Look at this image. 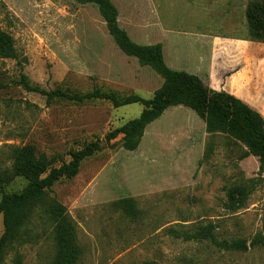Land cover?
<instances>
[{
    "label": "rangeland",
    "instance_id": "rangeland-1",
    "mask_svg": "<svg viewBox=\"0 0 264 264\" xmlns=\"http://www.w3.org/2000/svg\"><path fill=\"white\" fill-rule=\"evenodd\" d=\"M112 1L135 42H161L168 66L242 98L264 116V40L251 39L247 21L249 3L264 0ZM0 26L19 54L0 57V171L12 166L16 146L34 145L59 166L87 143L102 144L45 200L63 204L74 221L78 264H264V171L244 144L207 132L205 121L181 104L167 108L145 128L137 149L127 150L122 135L110 143L105 135L139 117L141 103L48 104L19 83L24 73L48 90L153 96L162 76L118 47L95 3L0 0ZM26 184L16 176L4 191L20 192ZM128 197L137 214L116 204ZM44 207L37 206L6 264H14L17 252L23 264H52L53 222ZM3 230L0 213V235Z\"/></svg>",
    "mask_w": 264,
    "mask_h": 264
},
{
    "label": "trees",
    "instance_id": "trees-1",
    "mask_svg": "<svg viewBox=\"0 0 264 264\" xmlns=\"http://www.w3.org/2000/svg\"><path fill=\"white\" fill-rule=\"evenodd\" d=\"M95 3L106 21L109 33L118 47L127 55L135 56L142 65L151 66L163 78L162 85L150 98L138 94L120 95L114 90L94 88L78 92L69 88L45 89L33 84L28 76L21 74L19 83L27 90L39 92L48 104L63 100L83 103L95 99L110 101L113 106L139 102L144 108L139 117L117 126L105 135L110 143L122 135V146L135 150L139 146L145 128L159 118L164 111L175 105L192 108L206 124L207 132L223 133L247 147L246 155L258 157L259 171H264V116L242 98L224 90H214L202 83L200 78L184 70L167 65L163 45L140 44L135 42L118 23V10L112 0H79ZM247 21L251 39L264 40V4L251 1L247 7ZM0 57L18 59L19 54L13 36L0 26ZM102 149L99 140L91 141L81 149L71 152V160L59 166H52V156L37 154L34 145L16 146L13 149V163L9 169L0 171V213L3 215L4 230L0 235V264L15 243L26 234V225L36 215L37 206L45 204L43 213L53 222L54 258L52 264H78L80 247L77 242L76 225L58 201H45L48 190L61 178H71L80 169L82 162ZM16 176H23L27 184L20 192H5V184ZM127 213H138L133 198H123L116 202ZM246 248V242H239ZM14 264L22 263V254L16 253ZM153 264V263H149ZM155 264V263H154Z\"/></svg>",
    "mask_w": 264,
    "mask_h": 264
},
{
    "label": "crops",
    "instance_id": "crops-1",
    "mask_svg": "<svg viewBox=\"0 0 264 264\" xmlns=\"http://www.w3.org/2000/svg\"><path fill=\"white\" fill-rule=\"evenodd\" d=\"M165 56V55H164Z\"/></svg>",
    "mask_w": 264,
    "mask_h": 264
}]
</instances>
